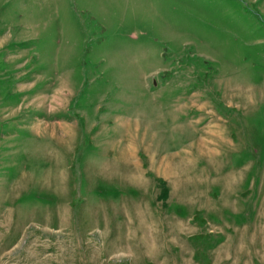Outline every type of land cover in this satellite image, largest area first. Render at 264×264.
Instances as JSON below:
<instances>
[{"label":"rangeland","instance_id":"rangeland-1","mask_svg":"<svg viewBox=\"0 0 264 264\" xmlns=\"http://www.w3.org/2000/svg\"><path fill=\"white\" fill-rule=\"evenodd\" d=\"M0 264H264V0H0Z\"/></svg>","mask_w":264,"mask_h":264}]
</instances>
